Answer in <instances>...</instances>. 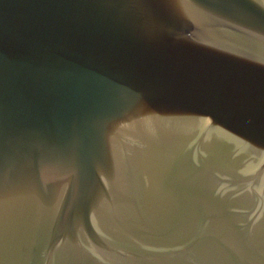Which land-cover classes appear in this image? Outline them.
Returning a JSON list of instances; mask_svg holds the SVG:
<instances>
[{
	"label": "water",
	"instance_id": "1",
	"mask_svg": "<svg viewBox=\"0 0 264 264\" xmlns=\"http://www.w3.org/2000/svg\"><path fill=\"white\" fill-rule=\"evenodd\" d=\"M0 264H264V0H0Z\"/></svg>",
	"mask_w": 264,
	"mask_h": 264
}]
</instances>
